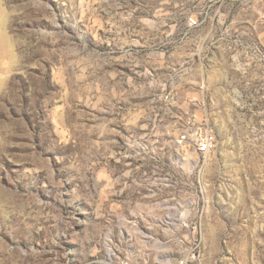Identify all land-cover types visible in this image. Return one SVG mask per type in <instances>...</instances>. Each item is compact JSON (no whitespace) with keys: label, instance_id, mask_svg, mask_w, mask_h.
I'll use <instances>...</instances> for the list:
<instances>
[{"label":"rangeland","instance_id":"374dc122","mask_svg":"<svg viewBox=\"0 0 264 264\" xmlns=\"http://www.w3.org/2000/svg\"><path fill=\"white\" fill-rule=\"evenodd\" d=\"M125 263L264 264V0H0V264Z\"/></svg>","mask_w":264,"mask_h":264},{"label":"built area","instance_id":"2783aa9c","mask_svg":"<svg viewBox=\"0 0 264 264\" xmlns=\"http://www.w3.org/2000/svg\"><path fill=\"white\" fill-rule=\"evenodd\" d=\"M199 24L200 21L195 16L189 17L187 20V25L190 28H195ZM180 119L181 124L174 137L176 147L180 149H192L203 158L216 149V135L212 133V128L208 124L196 120L194 116H185Z\"/></svg>","mask_w":264,"mask_h":264},{"label":"crops","instance_id":"0c3cea01","mask_svg":"<svg viewBox=\"0 0 264 264\" xmlns=\"http://www.w3.org/2000/svg\"><path fill=\"white\" fill-rule=\"evenodd\" d=\"M193 99H194V98H192V99L189 100V101L193 102V101H192ZM189 101L184 102V103L181 104V109L184 111V112L181 113V114H184V113H185V114H187L188 116H194L196 119H198L196 113H194L193 111H189V109H190V107H191V103H190ZM175 127H176V126H175ZM175 127L171 128L172 130H174V132L177 130V129H175ZM174 132H173V134H175Z\"/></svg>","mask_w":264,"mask_h":264}]
</instances>
